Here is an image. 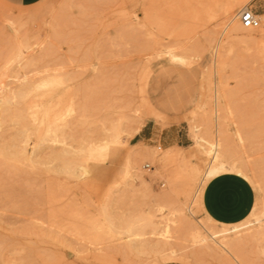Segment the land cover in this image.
I'll return each mask as SVG.
<instances>
[{
    "label": "rangeland",
    "instance_id": "374dc122",
    "mask_svg": "<svg viewBox=\"0 0 264 264\" xmlns=\"http://www.w3.org/2000/svg\"><path fill=\"white\" fill-rule=\"evenodd\" d=\"M225 1L0 0V264H264V13ZM225 173L255 193L230 225Z\"/></svg>",
    "mask_w": 264,
    "mask_h": 264
},
{
    "label": "crops",
    "instance_id": "0c3cea01",
    "mask_svg": "<svg viewBox=\"0 0 264 264\" xmlns=\"http://www.w3.org/2000/svg\"><path fill=\"white\" fill-rule=\"evenodd\" d=\"M8 3L10 0H7ZM248 7L259 16L264 13V0H249ZM148 87V84H147ZM154 127L144 125L137 141L161 142L166 140L157 135ZM255 200L252 185L243 177L234 173H225L211 178L204 185L201 195L203 213L219 224H235L245 219L250 213ZM159 264H179L176 262H161Z\"/></svg>",
    "mask_w": 264,
    "mask_h": 264
},
{
    "label": "bare ground",
    "instance_id": "6f19581e",
    "mask_svg": "<svg viewBox=\"0 0 264 264\" xmlns=\"http://www.w3.org/2000/svg\"><path fill=\"white\" fill-rule=\"evenodd\" d=\"M225 1V0H224ZM239 1L240 0H226L225 2H223V3H217V4H220V5H222V6H224V7H226V8H232L237 2L239 3ZM237 5V4H236ZM149 11H151L150 9H148L147 7L144 9V16L142 17V18H139V19H135L133 22L131 21V20H128V19H123V21H122V25L123 26H131V27H133V26H144L148 21H149V19L152 17V12H150L149 13ZM152 20V19H151ZM149 22H151V21H149ZM182 28V27H181ZM227 28H229V30H235V29H239L240 27H239V23L236 21H232V20H230L229 21V23H227ZM243 29V28H242ZM188 30V29H187ZM240 30H241V28H240ZM255 30H258L257 28L256 29H246V28H244V31H246L248 34L251 32V31H255ZM185 34V33H184ZM183 34V35H184ZM167 36H168V34H167ZM158 38V37H157ZM147 39V38H146ZM94 40V39H93ZM108 40V39H107ZM141 46H143V45H141ZM101 47V46H100ZM145 49V48H144ZM168 53V52H167ZM183 53V52H182ZM158 54V53H157ZM169 54V53H168ZM176 54V53H175ZM164 55V54H163ZM179 55V54H178ZM178 55H177V58H178ZM104 56V55H103ZM174 56V55H173ZM173 56H171V57H173ZM175 57V56H174ZM173 57V58H174ZM180 57V56H179ZM121 62V61H120ZM111 63V62H110ZM125 63V62H124ZM120 64V63H119ZM121 65V64H120ZM108 66H106V70H108V68H107ZM119 67V66H118ZM125 67V66H124ZM110 68V67H109ZM114 68V67H113ZM121 68V67H120ZM114 69H116V68H114ZM147 69V68H146ZM110 70H113V69H110ZM121 70H122V68H121ZM124 71V70H123ZM108 72V71H107ZM109 72H111V71H109ZM113 74V73H112ZM122 74H124V73H122ZM127 74V73H126ZM114 76V75H113ZM116 76V75H115ZM114 76V77H115ZM118 76H120V77H122V76H124V75H118ZM118 76L117 77H115L116 79L118 78ZM127 76V75H126ZM108 78V77H107ZM111 78V77H110ZM115 79V80H116ZM113 80V79H112ZM117 80H119V79H117ZM110 83V82H109ZM115 83H116V86L115 87H117V82L115 81ZM119 83V82H118ZM146 83V82H145ZM120 84V83H119ZM118 84V85H119ZM110 85V84H109ZM112 85V84H111ZM146 85V84H145ZM114 86V85H113ZM112 86V87H113ZM144 88V87H143ZM145 98H143L142 97V101L144 100ZM139 128H140V126H137V127H135L134 129H133V133L134 132H137L138 130H139ZM205 141H208V140H205ZM213 141V140H212ZM218 141V140H217ZM197 142H199V145H200V149H202L203 150V143H204V141H203V143H202V140H201V138H199L198 139V141ZM139 143H141V141H139ZM207 145H209L210 147H211V151H213V154L211 155V157L209 158V164H208V166L207 167H211L212 165H213V162H214V160H215V158H216V153H217V149H216V147L218 148V144H214V142L213 143H206ZM218 145V146H217ZM141 152V149L138 147V148H135V149H133L132 150V152H129V153H131V154H133V155H139V153ZM203 152L205 153V155L206 156H208V154H207V152H205L204 150H203ZM177 159H179V157H177V156H171V157H169V162H176V160ZM211 169V168H210ZM207 170V169H206ZM203 179V178H202ZM201 179V180H202ZM140 184H142V185H147V181L145 180V179H143V178H140ZM192 227V226H191ZM234 230V228H231V230ZM227 230H229V229H227ZM232 230V231H233ZM214 235H216V233H214ZM217 236V235H216ZM210 237L212 238V239H215V236H213V234H211L210 235ZM202 242V241H201ZM215 242H217V240H215Z\"/></svg>",
    "mask_w": 264,
    "mask_h": 264
},
{
    "label": "built area",
    "instance_id": "2783aa9c",
    "mask_svg": "<svg viewBox=\"0 0 264 264\" xmlns=\"http://www.w3.org/2000/svg\"><path fill=\"white\" fill-rule=\"evenodd\" d=\"M236 18L239 20L241 26L246 29H256L260 26V20L254 11L247 5L242 7L236 14ZM148 168L146 164L144 166Z\"/></svg>",
    "mask_w": 264,
    "mask_h": 264
}]
</instances>
